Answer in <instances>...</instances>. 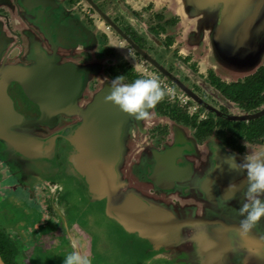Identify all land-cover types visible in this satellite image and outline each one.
Instances as JSON below:
<instances>
[{"label": "water", "instance_id": "95a60500", "mask_svg": "<svg viewBox=\"0 0 264 264\" xmlns=\"http://www.w3.org/2000/svg\"><path fill=\"white\" fill-rule=\"evenodd\" d=\"M161 1L223 79L264 62V0ZM0 8L21 33L17 42L0 21V158L22 179L63 185L89 222L92 255L105 264H264V218L241 235L242 195L226 191L244 186L227 157L244 155L215 140L200 145L176 124L158 147L146 136L151 108L138 120L105 101L111 80L83 100L94 68L74 62L62 35L51 41L61 26L51 0H0ZM247 154L264 159V144Z\"/></svg>", "mask_w": 264, "mask_h": 264}, {"label": "flooded vegetation", "instance_id": "af4514ba", "mask_svg": "<svg viewBox=\"0 0 264 264\" xmlns=\"http://www.w3.org/2000/svg\"><path fill=\"white\" fill-rule=\"evenodd\" d=\"M51 1L54 21L61 25L51 28V41L62 35L74 62L94 68L84 101L102 79L156 78L163 96L151 108L154 122L146 136L158 147L169 140L170 124L184 128L200 145L215 140L241 155L264 144V62L248 76L223 79L204 61L203 50L186 43L181 19L161 0ZM0 21L20 42L21 33L4 8ZM23 104L32 108L27 97ZM81 216L63 185L22 179L0 158V256L5 264H62L74 250L97 264Z\"/></svg>", "mask_w": 264, "mask_h": 264}, {"label": "clouds", "instance_id": "9594fccd", "mask_svg": "<svg viewBox=\"0 0 264 264\" xmlns=\"http://www.w3.org/2000/svg\"><path fill=\"white\" fill-rule=\"evenodd\" d=\"M131 56L129 50L125 58ZM163 96L160 82L156 78L140 77L131 82H125L124 75L116 76L111 80L110 89L105 96V101L117 107L121 112L134 116L140 120L148 115L152 108ZM226 163L232 171L244 176V186L229 184L226 191L242 195V203L238 209L242 217L239 223L241 235H245L262 218H264V159L255 155L246 154L242 161H237L236 154H230ZM224 195V194H223ZM223 195L218 199L222 200ZM72 247L75 249L76 245ZM62 264H92L90 258L78 250L67 253Z\"/></svg>", "mask_w": 264, "mask_h": 264}, {"label": "rangeland", "instance_id": "374dc122", "mask_svg": "<svg viewBox=\"0 0 264 264\" xmlns=\"http://www.w3.org/2000/svg\"><path fill=\"white\" fill-rule=\"evenodd\" d=\"M71 200H72V199H71ZM72 201H73V200H72ZM74 203H75V202H74ZM75 204H76V203H75ZM77 207H78V209L80 210V212L82 213V216H81L80 221H79V222L82 224V228H89V227H90L89 222L86 220L87 218H86V219L83 218V216L85 217V215H84V213L82 212L81 207H79L78 204H77ZM18 215H19V214H18ZM93 244H94V246L98 249V244H96L95 242H94ZM95 247H94V248H95ZM98 250H99V249H98ZM93 258H95V262H96L97 264H98V262H100V259H101V263H102V264H105L104 261L102 260L103 258H101V257L99 258V256H97V255H96V256L94 255Z\"/></svg>", "mask_w": 264, "mask_h": 264}]
</instances>
